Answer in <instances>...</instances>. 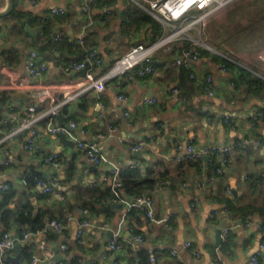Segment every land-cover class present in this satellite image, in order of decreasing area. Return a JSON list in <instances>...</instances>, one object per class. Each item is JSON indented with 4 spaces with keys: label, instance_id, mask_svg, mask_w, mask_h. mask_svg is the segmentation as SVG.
<instances>
[{
    "label": "crops",
    "instance_id": "1",
    "mask_svg": "<svg viewBox=\"0 0 264 264\" xmlns=\"http://www.w3.org/2000/svg\"><path fill=\"white\" fill-rule=\"evenodd\" d=\"M100 1L103 0H93L92 8L94 14L99 12L104 17L86 33V42L96 46L103 59V65L94 70L96 76L107 73L114 59L133 44L150 43L164 32L163 27L156 34L148 24L139 25L136 31L127 30L122 17L129 0H107L96 6ZM8 6V0H0V11ZM53 6L74 10L76 17L72 13L68 19L53 20L49 14ZM193 13L190 11L177 22L193 27L195 22L190 16ZM82 21L80 0H13L12 10L0 16V182H8L17 190L9 205L19 207L27 203L34 210L47 208L58 214L65 202L88 201L92 189L107 185L112 164L122 168L134 166L142 174L148 169L168 171L172 178L177 177L180 165L173 159L178 152L176 144L181 143L183 153L190 135L195 137L198 149L238 143L240 147L233 150L228 163L221 165V172L213 181L208 176L213 172V165H219L220 161L218 156L208 154L207 159L203 158L200 172L189 169L191 176H187L184 184L177 179H166L147 189L152 216L144 214L142 223L135 226L142 237L138 246L134 243L137 234L131 231L123 203H113L109 212L101 206L89 212L92 223L82 245L75 242V218L67 224L65 234L49 243L53 248L65 242L70 254L87 261L100 260L108 232L119 230L125 250L116 256L123 264L129 247L153 251L157 255L156 264H216L218 261L255 264L251 257L264 238V211L241 218L232 207L263 202L260 175L264 171V119H254L252 114L264 108V91L246 89V84L236 88L235 79L241 70H247L264 80V61L260 57L264 44L250 53L244 46H237L239 33L247 29L244 26L262 23L264 28V0H230L199 21L195 36L188 38L191 42L187 47L182 39H176L170 43V49L154 50L156 69L152 74L110 77L101 92L82 87L81 70L64 68L71 59L82 56L81 47H53L51 43L56 41L54 33L58 30L75 36ZM37 27L40 30L34 31ZM50 37L53 38L49 40ZM229 40L232 48H229L231 43L227 45ZM174 43L183 44L181 52L173 54ZM200 47L207 53L200 51ZM186 48L197 50L199 59L183 58L188 70L182 71L174 60ZM31 49L46 61V69L39 76H31L27 71ZM222 58L234 67L227 65V69L221 70ZM205 75L213 79L211 95L203 89ZM117 84L120 87H113ZM173 86L178 88L175 93L170 90ZM119 92L126 98L119 99ZM98 97L106 106L102 116ZM151 97L157 101H145ZM52 107L57 114H50ZM225 114L230 116V122H222ZM61 119L63 122L73 119L77 125L74 134L84 140H98L109 162L90 163L73 142L62 141L56 132L47 129L49 120L56 124ZM209 119L214 122L210 123ZM26 122L28 127L23 126ZM110 125L115 129L109 134ZM29 137H33V143L27 149L24 144ZM132 141L142 142L141 148L136 149L140 153H134L129 147ZM53 152L59 155L58 166L43 160ZM32 171L39 174L33 179L27 178ZM38 178L46 182L55 179V191L42 193L36 185ZM225 186L229 187L228 192ZM193 197L198 200L196 207L191 205ZM126 199L132 201L133 197ZM213 211L216 214L210 217ZM224 226H230L226 246H222V240L217 244ZM9 231L15 233L14 223ZM41 239H45L43 231L24 241H33L35 252ZM187 240L191 244L185 247ZM261 256L264 250L260 252L258 264H264ZM21 261L26 263L22 258Z\"/></svg>",
    "mask_w": 264,
    "mask_h": 264
},
{
    "label": "built area",
    "instance_id": "2",
    "mask_svg": "<svg viewBox=\"0 0 264 264\" xmlns=\"http://www.w3.org/2000/svg\"><path fill=\"white\" fill-rule=\"evenodd\" d=\"M146 3V6L140 4L144 9L148 10V12L152 13L156 18L161 19L160 22L164 25L171 26L174 29L176 28L175 23L184 19L188 16L190 11H194L193 14H189L191 16L192 21H202L207 15H210L215 10L220 8L222 5L226 4L230 0H141ZM81 2V10L84 14V22L81 24V27L75 36H72L68 33L63 32L62 30H58L54 33V39H59L65 35L66 39L70 44H77L82 49V56L78 59H71L65 66V69H78L83 72L82 75V87L93 88L96 92H101L105 88V81L113 76H135V77H145L149 74H152L156 65L154 63V59L152 58V52L160 46L161 42L152 40L150 43L146 42H137L133 44L127 51L121 54L119 57L114 59L112 64L109 67L107 73L101 76H96L94 74V70L103 65L102 56L96 46L89 45L86 42V33L87 28L94 22V11L92 8L93 0H80ZM185 6V8H184ZM183 7V8H182ZM201 10V12H200ZM198 11V12H195ZM65 9L62 6H53L49 10L50 15L61 14L64 13ZM198 13V14H197ZM165 41H170L173 38V34L165 37ZM173 40V39H172ZM162 41V40H161ZM170 44H168L163 49H170ZM260 57L264 61V47L260 51ZM191 57L194 60L199 59V54L197 50H188L184 49L180 54V57L175 58L174 63H180L183 61L185 57ZM26 67L28 74L31 76H39L46 69V61L43 57L35 50L31 49L27 56ZM221 70L227 69L226 64L220 65ZM190 76L193 77L194 74L190 72ZM203 89L209 95L213 94V79L210 75H205L203 80ZM113 87H120L119 84L113 85ZM174 93L178 91L177 86H173L171 89ZM99 95V94H98ZM73 96V95H72ZM71 96V97H72ZM119 99H125L126 95L122 92H119ZM70 97V98H71ZM146 102L154 103L157 101L156 97L145 98ZM97 105L99 108V115H103L105 110V103L101 101L98 97ZM50 114H57V110L55 107H52L49 110ZM254 119H264V109H257L252 114ZM230 116L225 114L222 118V122H230ZM210 123H213V119H209ZM24 127H28V123H23ZM76 122L73 119H68L63 123L54 124L49 120L47 129L51 132H63L67 135L75 146L82 150L90 163L99 164L109 162L107 156L100 150V145L98 140H84L80 136L74 134L73 130L76 128ZM115 128L110 125L109 126V134ZM83 132V131H82ZM32 134H35V130L32 129ZM101 138H104V135H101ZM248 142V141H246ZM33 137H29L25 142V147L30 149L32 147ZM141 141H132L129 144V147L132 150H136L141 148ZM178 149L177 154L173 157V159L177 162L190 159L197 158L203 155L214 154L219 157V165L214 168L213 173L208 176L209 181H213L217 175L221 172V165L226 164L230 161L232 156V152L237 147H240V144L233 143L230 145H206L202 149H198L195 144V137L190 135L185 142V151L181 152V143L178 142L176 144ZM58 153L53 152L45 155L44 162L50 163L54 166L59 165ZM7 163V161H5ZM134 166H129L127 168H122L116 164H112L110 169V179L108 180V184L111 187L112 195L108 197V201L111 200L114 203H123L126 206V212L134 205H144L146 207L145 214L147 216H152L151 209V197L149 195H137L133 197L132 201H128L124 196L120 194L117 190V185L119 184V174L124 169H131ZM36 185L40 188L42 193L50 194L53 193L56 189L57 182L53 179L50 182H46L42 178H38L36 181ZM10 189V184L8 182H0V197L3 192L8 191ZM225 190L228 192L229 187L225 186ZM61 197H64L61 195ZM197 198L193 197L191 205L193 207L197 206ZM76 213L78 216L69 215L66 218H51L47 225L48 227L60 231L63 227H66L70 220L76 219L77 224L75 228V242L78 245H82L85 240V234L87 228L91 225V219L89 217V210L87 208H78ZM216 214V211L210 213V217H213ZM249 220H245V224H248ZM229 228L230 226H224L221 231V240L223 242L229 241ZM43 230L36 231H23L21 233V237L17 236L13 237L10 231H3L0 235V264H5V255L8 250H10L15 245V239L18 241H23L27 239L30 235L37 234ZM142 237L140 234L135 236V241L140 242ZM191 244L189 240L184 242V246L187 247ZM58 250L55 252L52 249L51 243L46 241V239H41L37 243V249L33 253L30 264H52L56 259L53 258V255L56 253L60 255H65L68 245L65 242H61ZM125 245L121 239V234L119 230L113 231L107 240V244L105 250L101 253V259H109L112 264H119V261L114 259L117 253L124 252ZM264 250V238H262L259 242L258 251L252 255L251 261L255 264H258V258L260 252ZM171 253H176L175 250H171ZM150 259L154 260V252L149 250ZM216 264H222L221 262H216Z\"/></svg>",
    "mask_w": 264,
    "mask_h": 264
},
{
    "label": "trees",
    "instance_id": "3",
    "mask_svg": "<svg viewBox=\"0 0 264 264\" xmlns=\"http://www.w3.org/2000/svg\"><path fill=\"white\" fill-rule=\"evenodd\" d=\"M107 1L103 0L102 2ZM101 1L96 4L102 3ZM132 6V7H130ZM130 7V8H129ZM73 13L74 17L76 14L74 10L65 11L63 14H54L53 20H63L68 19L69 16ZM104 15L102 13L94 14V22L87 28V33L93 29V27L103 19ZM124 27L127 30L136 31L139 25H149L150 28L156 33H160L163 28V24L154 17L148 10L144 9L140 5H136L133 3H129L128 7L124 12L122 17ZM84 21H82L83 23ZM81 23V24H82ZM53 38L50 37L49 40ZM154 40V39H153ZM50 42V41H49ZM185 47L191 42L190 40H183ZM53 47L59 45H68V47H80L77 44H70L66 39L65 35L59 39H56L55 42H52ZM90 45V44H89ZM183 45V44H182ZM182 45L178 43H174L172 45L171 51L174 53L181 52ZM187 49V48H186ZM200 51L207 53V50L203 47H200ZM171 52V53H172ZM222 61L230 66L234 67L232 62H230L226 58H222ZM178 67L180 70L185 71L187 69V65L183 62L178 63ZM188 70V69H187ZM245 86L247 89H252L254 92L261 93L264 91V80L257 76H253L251 72L247 70H241V74L235 79V87L241 88ZM264 109V108H263ZM203 157L190 158L183 161H180V165L178 168V172L176 174L177 177H172L168 175V171L165 172H155L154 170L148 169L145 174L139 172L136 168L124 169L119 174V184L117 185V190L120 192L122 196H137V195H149L148 190L152 188L156 183H159L163 180L173 181L174 179L179 180L181 183H185L187 180V176H191L189 171L190 168H194L197 172H200L202 167ZM213 171L218 164L213 165ZM213 173V172H211ZM210 175V174H209ZM261 184H262V193H263V202L260 204H245L240 207H232L237 213H239L240 217H246L251 214L261 213L264 211V171L260 175ZM17 194V190L10 185V189L2 193L0 197V235L3 231H9L11 224H15V236L21 237V233L23 231H36L43 230L45 233L46 241L54 242L56 241L61 234H65L67 232V227H63L60 231H56L50 227H48L47 222L53 218H66L69 215L78 216L76 213L78 208H87L89 212L97 210L98 206L104 208L105 211H110L113 205V201L109 200L108 197L112 195L111 187L109 184L105 185L103 188L96 187L91 191V199L84 202H65L58 214H53L49 209H39L34 210L29 204H23L19 207H11L9 204L13 201L14 197ZM146 207L144 205H134L126 212V218L129 221V224L132 225V233L140 234L139 230L136 229V224L140 225L142 223V217L145 214ZM67 244V243H66ZM228 245L227 242H222V246ZM53 249V248H52ZM20 253V257L22 260H25L26 263L30 264V259L34 253V242L33 241H22L20 245L13 246L10 250L6 252V255L14 253ZM128 258L124 264H156L157 255L154 254V260L150 259L149 249L145 247H139L137 249H133L132 247L128 248ZM5 255V256H6ZM20 258V260H21ZM264 260V256H261ZM260 258V259H261ZM114 259L119 261V264H123L120 261L118 256L114 257ZM261 259V262H263ZM264 263V262H263ZM5 264H13L5 259ZM52 264H112L109 259H100V260H92L87 261L84 260L80 256H74L69 253V247L65 252V255H56V260Z\"/></svg>",
    "mask_w": 264,
    "mask_h": 264
},
{
    "label": "rangeland",
    "instance_id": "4",
    "mask_svg": "<svg viewBox=\"0 0 264 264\" xmlns=\"http://www.w3.org/2000/svg\"><path fill=\"white\" fill-rule=\"evenodd\" d=\"M129 3H133L136 5L143 4L144 6H146V3L141 1V0H129ZM196 12H198V11H196ZM259 19H263V18H259ZM158 20L160 21L161 19H158ZM198 23H199V21H195V23H193L194 24L193 27H192V25L190 27H187L184 24L176 22L175 23V26H176L175 29L171 26H167L164 24L163 25V27H164L163 34L159 35V37H157L155 39L156 41L161 42V44L158 48L162 49V48L166 47L168 44H170L171 42L175 41L176 39L189 40L188 38L190 37V35H191V37L193 34L195 36V30L198 27ZM244 27H246L247 29L244 28V30L239 33V36H238L239 40H238L237 46H239V47L244 46L243 48L245 49V51H248L249 53L253 52V51H257L264 44L263 24L262 23L248 24ZM171 34H173V38H172L173 40L171 39L170 41L169 40L165 41V39H166L165 37L168 35H171ZM227 42H228L227 45L231 43V46L229 48H232V45H233L232 41L229 40Z\"/></svg>",
    "mask_w": 264,
    "mask_h": 264
},
{
    "label": "water",
    "instance_id": "5",
    "mask_svg": "<svg viewBox=\"0 0 264 264\" xmlns=\"http://www.w3.org/2000/svg\"><path fill=\"white\" fill-rule=\"evenodd\" d=\"M8 1H9V6H8V8H7L6 10H4V11H0V16H3V15H5V14H8V13L12 10V8H13V0H8ZM39 30H40V27H37V28L34 29V31H39ZM94 95H96V92H95V91L93 92V96H94ZM92 100L94 101V100H95V97H93ZM58 117H59V118H62L60 115H59ZM60 123H63L62 119L60 120ZM56 134L59 136V138H60L62 141H65V142H71V143H72V141H69V140L66 138V136H65V134H64L63 132L58 131V132H56ZM66 139H67V141H66ZM133 152H134V153H140V150H134ZM203 158L207 159V158H208V155H206V154L203 155ZM36 174H39V171H32L31 174L27 176V178L33 179V178L35 177ZM115 205H118V203L116 202ZM98 224H100V223H98ZM111 233H112V231H109V232H108V235L110 236ZM12 236L15 237L14 234H12ZM220 240H221V237L218 236V237H217V244L220 242ZM134 243H135L136 246H138V244H139V242H137V241H134ZM20 244H21L20 241H18L17 239H15V246H18V245H20ZM58 248H59V245L53 246V250H54L55 252L58 250ZM20 258H21V257H20V253H19V252L16 253V254H14V255L8 254V255H6V257H5L6 260H8L9 262H11V263H13V264H24V263L20 260ZM53 258L56 259V253L53 255Z\"/></svg>",
    "mask_w": 264,
    "mask_h": 264
},
{
    "label": "bare ground",
    "instance_id": "6",
    "mask_svg": "<svg viewBox=\"0 0 264 264\" xmlns=\"http://www.w3.org/2000/svg\"><path fill=\"white\" fill-rule=\"evenodd\" d=\"M183 8V7H182ZM184 8H185V6H184Z\"/></svg>",
    "mask_w": 264,
    "mask_h": 264
}]
</instances>
